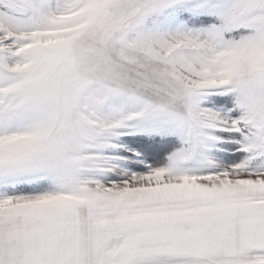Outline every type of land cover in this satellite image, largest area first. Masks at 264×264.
Returning <instances> with one entry per match:
<instances>
[{
  "label": "snow or ice",
  "instance_id": "obj_1",
  "mask_svg": "<svg viewBox=\"0 0 264 264\" xmlns=\"http://www.w3.org/2000/svg\"><path fill=\"white\" fill-rule=\"evenodd\" d=\"M0 264H264V0H0Z\"/></svg>",
  "mask_w": 264,
  "mask_h": 264
}]
</instances>
